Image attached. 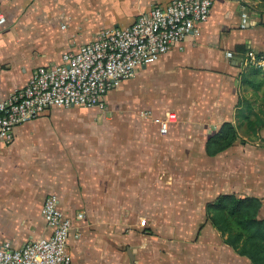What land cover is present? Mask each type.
Masks as SVG:
<instances>
[{"label":"crops","instance_id":"obj_1","mask_svg":"<svg viewBox=\"0 0 264 264\" xmlns=\"http://www.w3.org/2000/svg\"><path fill=\"white\" fill-rule=\"evenodd\" d=\"M171 1L0 0V99ZM243 5L213 0L201 31L110 91L105 108H52L18 126L0 149V243L49 235L42 207L54 194L72 221L71 264H252L206 215L208 202L236 193L259 197L264 218V126L255 134L254 116L237 117L240 98L257 100L241 77L255 67L247 53L264 54V0L247 4V28ZM156 118L170 120L166 135ZM226 121L239 138L211 156L207 141Z\"/></svg>","mask_w":264,"mask_h":264},{"label":"built area","instance_id":"obj_2","mask_svg":"<svg viewBox=\"0 0 264 264\" xmlns=\"http://www.w3.org/2000/svg\"><path fill=\"white\" fill-rule=\"evenodd\" d=\"M244 0L241 27L249 26ZM213 0H172L154 5L128 27L102 30L76 50L65 52L58 63L39 66L29 82L0 99V149L12 144L15 129L39 118L52 108H105L107 94L136 75L139 68L158 60L180 45L190 34H198L211 14ZM6 21L0 16V26ZM228 56H233L228 52ZM247 62L264 69V54L247 53ZM166 135L170 120L156 118ZM42 216L50 234L31 239L21 247L0 243V264H71L68 240L72 221L62 211L59 199L46 197ZM81 216V214L79 215Z\"/></svg>","mask_w":264,"mask_h":264},{"label":"trees","instance_id":"obj_3","mask_svg":"<svg viewBox=\"0 0 264 264\" xmlns=\"http://www.w3.org/2000/svg\"><path fill=\"white\" fill-rule=\"evenodd\" d=\"M259 76L263 78L259 80ZM241 80L257 92L264 87V69L250 67L242 73ZM255 108L253 100L240 98L237 117L248 119L254 116L252 131L256 134L257 127L264 126V102L258 113ZM238 138V125L226 121L207 141L206 152L217 155ZM262 205L259 197L236 193L221 194L206 205L208 221L221 232L227 244L252 264H264V218L259 216Z\"/></svg>","mask_w":264,"mask_h":264},{"label":"rangeland","instance_id":"obj_4","mask_svg":"<svg viewBox=\"0 0 264 264\" xmlns=\"http://www.w3.org/2000/svg\"><path fill=\"white\" fill-rule=\"evenodd\" d=\"M258 78L259 80H261L263 77L259 76ZM255 94L257 96V100H255V106H256L255 111H257L264 102V87H261V89L257 92L255 91Z\"/></svg>","mask_w":264,"mask_h":264}]
</instances>
